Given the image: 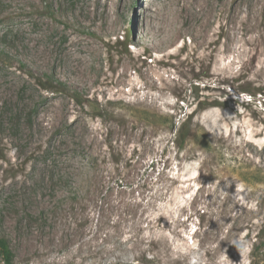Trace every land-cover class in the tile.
<instances>
[{"label":"rangeland","instance_id":"374dc122","mask_svg":"<svg viewBox=\"0 0 264 264\" xmlns=\"http://www.w3.org/2000/svg\"><path fill=\"white\" fill-rule=\"evenodd\" d=\"M0 238L264 264V0H0Z\"/></svg>","mask_w":264,"mask_h":264},{"label":"trees","instance_id":"16d2710c","mask_svg":"<svg viewBox=\"0 0 264 264\" xmlns=\"http://www.w3.org/2000/svg\"><path fill=\"white\" fill-rule=\"evenodd\" d=\"M197 99H199V98H197ZM192 114H190V116L189 115L187 116V119L181 124V126L178 129V132H177L178 133V139H180L181 141L185 137L184 134H185L186 130L188 129ZM184 141H185V139L183 140V142ZM0 262L2 264H14L13 252L10 248L9 242L5 238H0Z\"/></svg>","mask_w":264,"mask_h":264},{"label":"bare ground","instance_id":"6f19581e","mask_svg":"<svg viewBox=\"0 0 264 264\" xmlns=\"http://www.w3.org/2000/svg\"><path fill=\"white\" fill-rule=\"evenodd\" d=\"M151 6L149 5V3H148V6H147V8L144 10V13L146 14H149V15H146V16H151V15H154V16H156V11H154V10H151ZM142 76V75H141Z\"/></svg>","mask_w":264,"mask_h":264}]
</instances>
